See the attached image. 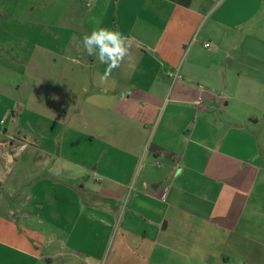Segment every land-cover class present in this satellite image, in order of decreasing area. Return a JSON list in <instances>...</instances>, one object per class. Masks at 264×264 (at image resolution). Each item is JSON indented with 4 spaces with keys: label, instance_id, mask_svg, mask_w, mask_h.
<instances>
[{
    "label": "crops",
    "instance_id": "obj_1",
    "mask_svg": "<svg viewBox=\"0 0 264 264\" xmlns=\"http://www.w3.org/2000/svg\"><path fill=\"white\" fill-rule=\"evenodd\" d=\"M6 1L0 65L12 74L36 49L38 63L47 53L87 62L82 37L97 20L131 38L130 58L104 81L108 66L89 57L84 104L148 129L147 160L164 163L171 191L157 199L163 178L146 174L123 200L120 176L83 203L76 188L40 179L0 215V264H264V0ZM0 135L40 149L23 129Z\"/></svg>",
    "mask_w": 264,
    "mask_h": 264
},
{
    "label": "rangeland",
    "instance_id": "obj_2",
    "mask_svg": "<svg viewBox=\"0 0 264 264\" xmlns=\"http://www.w3.org/2000/svg\"><path fill=\"white\" fill-rule=\"evenodd\" d=\"M8 2L1 0L0 5ZM48 33L64 35L60 30ZM3 35L0 31V52L7 55L9 46ZM32 54L30 64H16L13 74L7 72L11 71L10 63L0 65V79L8 84L0 82V100L5 104L7 98L17 102L14 119L12 111L0 104V134L4 128L13 132L23 129L40 144V149L26 144L23 151H19L21 140L9 144L4 139L0 144V215L24 204L31 184L43 178L76 188L83 203H92L102 199L92 192L101 181H118L121 176V181L127 183L122 199L130 200L138 193L146 174L153 179L161 175L163 181L153 193L163 203L168 202L171 186L161 174L165 165L147 160L151 146L148 129L146 133L136 131L130 121L84 104L90 95L84 89L89 88L92 77L87 68V52L82 55L87 62L81 65L66 62L56 53H47L45 62L38 63L35 59L41 56L42 60L45 54L40 49ZM118 168L122 169L121 174L116 173Z\"/></svg>",
    "mask_w": 264,
    "mask_h": 264
},
{
    "label": "clouds",
    "instance_id": "obj_3",
    "mask_svg": "<svg viewBox=\"0 0 264 264\" xmlns=\"http://www.w3.org/2000/svg\"><path fill=\"white\" fill-rule=\"evenodd\" d=\"M90 33L82 37V44L89 56L96 57L101 63L108 67L101 77L106 80L111 71L131 56L132 41L131 38L119 31V29H110L100 26V22L95 21Z\"/></svg>",
    "mask_w": 264,
    "mask_h": 264
},
{
    "label": "built area",
    "instance_id": "obj_4",
    "mask_svg": "<svg viewBox=\"0 0 264 264\" xmlns=\"http://www.w3.org/2000/svg\"><path fill=\"white\" fill-rule=\"evenodd\" d=\"M204 46L208 48V47L210 46V44H209V43H206V44H204ZM195 104H196L197 106L202 105V100H201V99H198V100L195 102ZM23 150H24V146H21V147L19 148V151H23Z\"/></svg>",
    "mask_w": 264,
    "mask_h": 264
}]
</instances>
